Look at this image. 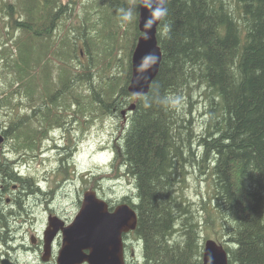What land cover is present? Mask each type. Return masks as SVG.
I'll return each instance as SVG.
<instances>
[{
    "label": "trees",
    "instance_id": "obj_1",
    "mask_svg": "<svg viewBox=\"0 0 264 264\" xmlns=\"http://www.w3.org/2000/svg\"><path fill=\"white\" fill-rule=\"evenodd\" d=\"M97 1L79 3L78 25L67 23L76 1L5 2L13 29L23 33L11 41L19 53L6 66L26 85L32 112L15 115L2 130L12 150L0 156L1 183L5 188L21 184L17 194H23L24 201L37 196L31 193L41 192L36 181L15 171L17 159L12 157L37 156L57 126L70 141L69 116L86 125L90 117L111 114L122 125L110 164L129 182L128 196L137 201V232L146 264H201L202 232L219 216L229 219L227 229L221 224L224 234H232L234 247L223 243L229 264H264V0H166L157 29L163 52L160 70L149 93L138 98L129 93L128 84L141 34V0H100L93 20ZM131 10V20H125ZM6 21L3 29L9 25ZM63 25L66 30L56 40L54 33ZM35 41L40 42L37 55ZM80 53L89 55L88 62H76ZM42 71L48 73L45 79ZM196 86H202L196 103L202 111L189 117ZM133 98L135 109L123 115ZM200 119L203 130L194 132L193 121ZM3 126L0 115V130ZM78 138L77 133L74 141ZM197 156L212 181V193L202 203V220L178 186ZM67 173L68 167L62 178ZM0 215L5 212L0 210Z\"/></svg>",
    "mask_w": 264,
    "mask_h": 264
},
{
    "label": "rangeland",
    "instance_id": "obj_2",
    "mask_svg": "<svg viewBox=\"0 0 264 264\" xmlns=\"http://www.w3.org/2000/svg\"><path fill=\"white\" fill-rule=\"evenodd\" d=\"M67 1L69 3L71 2L72 5H75L73 1H76L77 3L76 10L73 12L74 14H72V17L69 20L67 19V23L73 22L75 25H78L79 22L81 21V18L80 16H77L76 13L78 11H81L82 9L79 3L88 5L90 0H62V2L64 3ZM98 1L94 7L93 20L97 18L95 17V14H97L98 11ZM105 1L106 4H108V0ZM5 2H8V0H0V34L2 35L0 36V115L2 120H4V126L2 127L1 132L2 130L7 128V124L9 123V120L13 118L15 115L17 114L22 115L27 112L28 113L32 112V108H31L32 104L29 100V97L26 94V85L25 84L22 85V82L15 80L17 79V76L15 71L12 69V66H6V62L11 59L13 60L16 59L19 53L18 47L16 45L12 46L11 41L15 37L16 39L19 38L23 33L21 30L13 29L11 17L6 15V11L8 12V7L6 6ZM131 13L132 14L134 13L133 10H131ZM79 14L83 15V12ZM2 18L3 20L5 19V21L8 19L9 25L5 29H3L4 27L2 26L3 23ZM126 28L128 29L127 26ZM6 29H7V35H4V30ZM63 30H66V25H63L62 27L60 26V28L56 29L54 33L55 34L54 38L56 40L58 39L59 33L63 32ZM104 31H106V29H104L103 27L101 28L100 33L104 34ZM127 34L128 32L124 33L121 42L125 41L124 37ZM36 41L34 43L35 55H37V51H40L39 49L40 42H36ZM44 43H46V41H44ZM44 45L46 46V44ZM80 48L81 50L85 51V47L83 45L80 46ZM88 59H89V55H87V53H83V54L80 53L76 62L77 63H81V61L88 62ZM28 73H31V70ZM47 74H48L47 71H44L43 74L44 79ZM81 89L82 88H80V90ZM201 89L202 86L201 87L196 86V89L192 90V95L195 96L196 98L193 107V112L192 114L189 115V117L195 115L197 116L202 111V109H200L199 107L196 108L198 104L197 99H199L198 94L201 93ZM136 100H137L136 98H133L130 101V103L131 104L135 103ZM75 108H76L75 106L72 107V109ZM180 111L183 117L187 113L185 108ZM70 112L72 115V111ZM71 117L72 116L68 117V122L66 123V128L67 131L69 132L68 134H70L72 137L70 141H68V139L63 138L61 136L60 128L57 126L52 129V131L50 132V136H48V138L44 141L42 149L40 150V153L37 154V156L32 158L25 157L21 159V156H18L17 154L13 156L12 159L13 158L17 159L16 162H18L17 163L18 168L24 174H27L26 176L31 177L30 182L44 180V177L48 175L49 169L61 165L60 168L56 169V173H55V178H56L59 174L63 175L65 173V171H63L62 169L63 162L66 163L67 158L70 155V153H68L60 157L61 156L60 146L67 142V146H65L64 148L68 147L67 148L68 152H70L73 144H76L78 143V141H80L79 148L75 151L79 164L78 165L73 164V159L70 160L69 158L71 162V165L69 166L70 177H71L70 182L64 184L63 181L66 178H62L63 176L60 177L57 180V183L54 185V189L58 188L60 186V183L62 182V188L58 190L57 194L61 196L66 192L71 195L70 199H73L74 195L83 193L84 190L94 189L98 193H103L104 195L111 196L114 199L123 197V193H126L125 191L127 190V187H129V182L127 180H122V179L119 180V178L117 177H122V176L121 175L119 176V172L116 171L114 168H112L110 164L114 162V148L112 147V145L114 144L115 140L118 138L119 128H121L122 120L119 117L110 114L107 116L105 115L104 117H96V116L93 118L90 117L91 122L87 123L86 125L85 124L83 125L78 123L76 120H71ZM202 125H204V123L203 121H201V119L198 122L194 120L192 130L195 132V130L197 129L198 132H201L204 127ZM185 131L187 132V129H185ZM77 133L79 135V138L74 141ZM9 140L10 139L6 137L5 142L2 143L1 146L2 148H0V150H2V153H0V156L3 155L5 152L10 151L11 145ZM64 148H62V150ZM71 154H73V152H71ZM196 159L197 162L193 166L189 165V168L185 169L187 173L184 176L182 174L179 177L178 180L181 183H178V186L184 190L186 197H188L192 202L193 209L198 212V216L202 220L203 217L205 216V212L204 210H202L203 207L202 203L204 200H207L206 198L207 194L212 193V189H211L212 181L210 176H206V174L202 172L203 165L201 164L202 163L201 158L197 156ZM68 175L69 173H67L65 176ZM183 178L184 179L186 178L185 183L182 182ZM36 187L37 184L35 185V188ZM35 192L38 193V190L37 189H35V191L31 190L32 194ZM30 199H31L30 212H34V210H36L37 212H35V214L36 215L39 214V212L41 211V203L36 201V198L35 201H33L34 199L33 195L31 196ZM214 211L216 212L215 209ZM22 219H23L22 216L17 218V223L21 222ZM35 222L36 220L34 221V223ZM221 224H224L225 229H227L229 225V219L225 218L223 220L219 216L217 218V222L214 221V223L212 222L210 223L211 228L207 230L208 232L203 230L201 235V240L203 242L205 241L204 236H208L209 238L215 239L216 241H217L216 237H220L218 238L221 241L220 243L227 242L228 246L234 247L233 242L229 241V238L232 237V234L230 232H226L227 234H224ZM36 226H39L38 223L34 224V228ZM11 231H8V240H10L11 235L12 236L14 235L17 239L18 237H21L22 234L21 229H16L12 232ZM1 242L2 241H0V243Z\"/></svg>",
    "mask_w": 264,
    "mask_h": 264
},
{
    "label": "water",
    "instance_id": "obj_3",
    "mask_svg": "<svg viewBox=\"0 0 264 264\" xmlns=\"http://www.w3.org/2000/svg\"><path fill=\"white\" fill-rule=\"evenodd\" d=\"M148 3L162 7L165 14L166 0H148ZM164 14L150 28H146L149 10L140 4L138 23L141 34L133 52L132 75L128 84V91L136 98L149 93L151 84L159 73L163 52L158 43L157 29ZM149 53L154 54V57L148 56ZM145 69H150L147 78L138 80L137 74ZM135 107L136 104L132 103L128 109L134 110ZM126 112L125 109L122 114L125 115ZM5 140V135L0 131V148ZM136 226L137 213L129 204L122 203L110 212L108 203L98 197L96 190H86L75 220L63 228L64 245L59 264H124L122 235ZM60 227L61 224L55 222L54 229L46 231L49 241H52ZM4 264H10V260H4ZM203 264H229V253L224 245L215 239H207L203 250Z\"/></svg>",
    "mask_w": 264,
    "mask_h": 264
},
{
    "label": "flooded vegetation",
    "instance_id": "obj_4",
    "mask_svg": "<svg viewBox=\"0 0 264 264\" xmlns=\"http://www.w3.org/2000/svg\"><path fill=\"white\" fill-rule=\"evenodd\" d=\"M67 148L61 151L60 156L62 157L70 153L67 162H63V166L66 165L69 172V175L64 177L66 178L63 181L64 184L69 183L71 178L69 166L71 165L72 151L68 152ZM17 163H15V171H19L23 176H26L27 174L20 171ZM60 166L49 169L48 175L44 177V180L36 181L37 187L41 190V192L37 193V196L34 195L33 199L35 201L36 198V201L41 203V211L37 215L35 214L37 212L36 210L30 212L31 199L24 201L22 200L23 194H17L22 187L21 184L16 183L12 187L7 186L5 188L4 185L6 184L1 183L2 180H0V195L3 192L0 210L5 212L4 216L6 220L3 223L4 216L0 215V241H2L0 243V264H4V260L8 259L10 260V264H59V258L64 245L63 228L68 227L75 220L83 199L82 193L74 195L73 199H70L71 195L66 192L61 196L57 194L58 190L62 188L61 182L60 186L54 189L57 180L62 177L59 174L55 178L56 169L60 168ZM67 167L64 168L65 172ZM125 192L121 198L114 199L103 193H98V197L106 200L110 212L114 211L122 203H127L136 210L137 226L124 232L122 235L124 264H146L142 251L143 242L137 232L140 220L139 212L134 207L137 201L132 200L128 196L129 193L127 191ZM21 216L23 219L17 223V218ZM35 220L36 222L34 223ZM55 222L60 223L61 227L52 241H49L45 233L47 230L54 229ZM36 223L39 226L34 228V224ZM13 229H21V237L17 239L14 235H11L10 240H8V231H14ZM81 264L89 263L83 262ZM201 264H203V258Z\"/></svg>",
    "mask_w": 264,
    "mask_h": 264
},
{
    "label": "clouds",
    "instance_id": "obj_5",
    "mask_svg": "<svg viewBox=\"0 0 264 264\" xmlns=\"http://www.w3.org/2000/svg\"><path fill=\"white\" fill-rule=\"evenodd\" d=\"M142 6H144L145 8H147L149 10V18L145 21V27L146 28H150L157 19L161 18L162 15L164 14V9L162 7L159 6H151L148 3V0H141ZM125 20H131L132 18V13H125L124 17ZM145 38H147V33H145ZM148 56H153L154 54H147ZM144 58H142L143 61ZM150 69H145L143 72L138 73L137 74V78L138 80H143L145 78H147L148 73H149Z\"/></svg>",
    "mask_w": 264,
    "mask_h": 264
},
{
    "label": "bare ground",
    "instance_id": "obj_6",
    "mask_svg": "<svg viewBox=\"0 0 264 264\" xmlns=\"http://www.w3.org/2000/svg\"><path fill=\"white\" fill-rule=\"evenodd\" d=\"M9 170V169H8Z\"/></svg>",
    "mask_w": 264,
    "mask_h": 264
}]
</instances>
